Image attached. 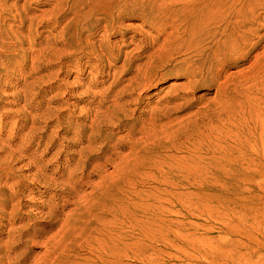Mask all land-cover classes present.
Wrapping results in <instances>:
<instances>
[{
	"label": "rangeland",
	"instance_id": "obj_1",
	"mask_svg": "<svg viewBox=\"0 0 264 264\" xmlns=\"http://www.w3.org/2000/svg\"><path fill=\"white\" fill-rule=\"evenodd\" d=\"M54 1L0 0L1 29L20 32L23 21L25 28L35 24L34 29L38 28L43 37L53 34L44 22L51 18L50 3ZM175 1L183 13V4L190 0ZM256 13L264 14V0H259ZM144 15L147 22L136 13L123 17V25L131 30H121L108 39L117 41L122 52L116 69L124 61V53L136 52L142 38L148 37L159 45L166 39L164 32L149 24L153 18L150 10ZM195 16L196 13L187 14L188 18ZM23 32L21 35H26L25 29ZM263 34L250 38L246 57L226 61L218 80L223 84L221 88L202 84L187 91L183 100L167 103L170 87L183 80L177 78L176 70L158 74L164 75V81L156 87V94L148 90L130 107L138 132L133 138L139 140L136 161L131 165L142 166L130 169L123 181L110 177V165L95 169L99 162L95 160L87 164L88 175L84 179L72 181L71 186L77 183L70 194L56 195L28 180L24 182L28 189L22 193L23 207H17L24 220L12 226L9 218L0 214V247L9 240L10 230L33 225L34 230L23 237L24 243L13 254L26 257L24 264H35L64 221H72L75 223L71 234L55 240L65 246L67 257L63 264H264V39L257 43ZM95 76H90L85 84L89 85ZM75 77L82 76L64 74L60 79L71 82ZM7 79L15 86L14 79ZM95 80L106 82L94 86L95 91L113 81L107 77ZM43 89L45 93L36 99V104L62 99L61 90L51 91L48 84ZM3 101L12 99L5 97ZM65 101L62 117L84 106L76 97L66 96ZM174 104L184 105L168 115L158 113ZM153 115L161 117L150 121ZM6 121L9 129L16 118ZM48 124L53 126L55 122ZM28 131L26 128L20 136ZM7 135L6 132L3 139ZM98 146L92 144L94 149ZM55 151L42 150L37 156L46 163ZM130 152L131 147L126 145L119 150V158ZM30 154L25 152L23 156ZM76 161L74 157L73 163ZM27 164V160H21L14 168L28 177L33 171L26 170ZM71 164L54 163L51 170L58 171L56 178L65 180V168ZM50 210L59 213L60 221L45 216ZM119 235L121 240L117 241L115 237ZM104 255L108 258L102 263Z\"/></svg>",
	"mask_w": 264,
	"mask_h": 264
},
{
	"label": "bare ground",
	"instance_id": "obj_2",
	"mask_svg": "<svg viewBox=\"0 0 264 264\" xmlns=\"http://www.w3.org/2000/svg\"><path fill=\"white\" fill-rule=\"evenodd\" d=\"M54 2L50 3L51 18L44 22L52 26L46 28H50L53 34L43 37L38 28L34 29L35 24L30 23L25 28L23 21L20 22V32L3 31L0 24V214L8 217L12 226L24 220L17 207H23L21 199L23 191L28 189L24 186L27 180L56 195H66L77 183L71 186L75 178L84 179L88 175L89 162L99 161L95 169L110 165L112 172L109 175L116 182L123 181L130 169L138 170L142 165H131L136 161L139 140L133 138L138 132L132 123L135 121L134 110L130 107L140 101L142 93L150 90L156 94V87L164 81V75L158 74L163 70H176L177 78L183 80L170 87L166 93L167 103L183 100L187 91L202 84L221 88L223 84L218 80L226 61L246 57L250 38L264 32V14L256 13L259 0H190L183 4V13L175 0ZM147 10L153 16L149 24L164 32L166 39L159 45L148 37L142 38L136 52L124 53L125 59L116 69L122 52L117 48V41L108 39L121 30H131L122 23L123 17L131 13L147 22L144 19ZM193 13H196L195 17H187ZM24 29L26 35H21ZM258 39L257 43L264 39V34ZM261 60L264 63V55ZM136 61L140 63L134 65ZM73 73L82 77H75L71 82L60 79L64 74ZM94 74L93 81L85 84L84 81ZM106 77L113 79L112 83L100 91L93 90L94 86L106 84L95 79ZM7 78L14 79L15 86L8 83ZM56 83L59 85L51 86ZM46 84L51 91L61 90L62 99L51 98L43 105L36 104V99L45 93L43 85ZM66 96L81 99L84 106L62 117ZM5 97L12 101H3ZM183 105L174 104L158 113L168 115ZM161 115H153L150 121ZM9 118H16V122L7 129L6 120ZM48 122L55 124L50 126ZM26 128L29 131L20 136ZM145 129L146 125L141 130ZM6 132L9 135L3 139ZM68 136L70 138H66ZM92 144L99 146L94 149ZM126 145L131 147V152L119 158V150ZM78 147V150L71 151ZM42 150L43 153L56 151L50 160L42 163L43 159L37 156ZM25 152L31 154L26 158L23 156ZM74 157L77 161L73 163ZM21 160H27L26 170L33 171L28 177L20 175L14 168ZM117 160H120L119 164L113 165ZM58 162L72 163L65 168V180L56 178L58 171L51 170ZM49 206L50 203L46 208ZM45 216L51 221H60L55 210ZM64 222L60 232L48 242L46 253L35 264H63L66 260L65 246L55 240L71 234L75 222ZM24 227L9 231V240L0 247V264H24L26 257L13 254L24 243L23 237L34 230L33 225ZM115 238L121 240L120 235ZM107 258L102 256V263L107 262Z\"/></svg>",
	"mask_w": 264,
	"mask_h": 264
}]
</instances>
